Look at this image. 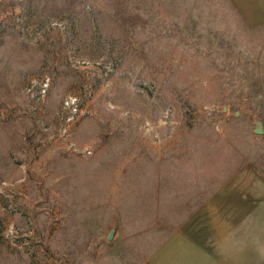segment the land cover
I'll use <instances>...</instances> for the list:
<instances>
[{
	"label": "rangeland",
	"instance_id": "obj_1",
	"mask_svg": "<svg viewBox=\"0 0 264 264\" xmlns=\"http://www.w3.org/2000/svg\"><path fill=\"white\" fill-rule=\"evenodd\" d=\"M247 164L264 23L231 0H0V264H148Z\"/></svg>",
	"mask_w": 264,
	"mask_h": 264
},
{
	"label": "crops",
	"instance_id": "obj_2",
	"mask_svg": "<svg viewBox=\"0 0 264 264\" xmlns=\"http://www.w3.org/2000/svg\"><path fill=\"white\" fill-rule=\"evenodd\" d=\"M250 25L264 23V0H231ZM148 264H264V178L244 165L177 230Z\"/></svg>",
	"mask_w": 264,
	"mask_h": 264
},
{
	"label": "built area",
	"instance_id": "obj_3",
	"mask_svg": "<svg viewBox=\"0 0 264 264\" xmlns=\"http://www.w3.org/2000/svg\"><path fill=\"white\" fill-rule=\"evenodd\" d=\"M78 102H79V100H78L77 96L69 95L66 97L65 106H64L65 108L68 109V113L65 116V123L66 124H70L74 121L76 114L78 113V110H79ZM64 132L68 133L67 126L64 127ZM86 149L88 151H90V148L88 146H86Z\"/></svg>",
	"mask_w": 264,
	"mask_h": 264
},
{
	"label": "water",
	"instance_id": "obj_4",
	"mask_svg": "<svg viewBox=\"0 0 264 264\" xmlns=\"http://www.w3.org/2000/svg\"><path fill=\"white\" fill-rule=\"evenodd\" d=\"M257 132H261L262 130L260 128L256 129ZM114 230L110 232L109 238H112Z\"/></svg>",
	"mask_w": 264,
	"mask_h": 264
}]
</instances>
